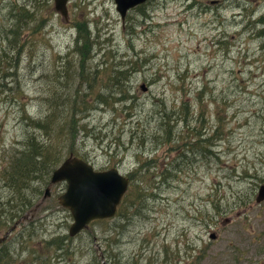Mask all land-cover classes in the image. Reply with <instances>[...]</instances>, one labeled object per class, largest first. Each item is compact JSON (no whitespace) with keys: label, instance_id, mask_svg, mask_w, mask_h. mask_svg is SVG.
<instances>
[{"label":"rangeland","instance_id":"rangeland-1","mask_svg":"<svg viewBox=\"0 0 264 264\" xmlns=\"http://www.w3.org/2000/svg\"><path fill=\"white\" fill-rule=\"evenodd\" d=\"M68 2L0 0V264H264V0ZM70 153L131 177L75 236Z\"/></svg>","mask_w":264,"mask_h":264},{"label":"water","instance_id":"water-1","mask_svg":"<svg viewBox=\"0 0 264 264\" xmlns=\"http://www.w3.org/2000/svg\"><path fill=\"white\" fill-rule=\"evenodd\" d=\"M67 1L53 0L54 10L65 20L68 15ZM145 1L114 0L116 10L122 18L129 8ZM141 89L145 90L146 86L142 84ZM61 181L66 182V188L57 199L60 206L67 208L72 215L73 221L68 232L70 236H74L87 228L93 220L113 217L130 180L116 167L97 170L88 161L70 153L52 170L43 198L50 196L52 184ZM263 200L264 183L259 186L255 195L256 203ZM8 233L9 231L0 236V243L5 240ZM214 237L215 235L211 234V238Z\"/></svg>","mask_w":264,"mask_h":264},{"label":"trees","instance_id":"trees-1","mask_svg":"<svg viewBox=\"0 0 264 264\" xmlns=\"http://www.w3.org/2000/svg\"><path fill=\"white\" fill-rule=\"evenodd\" d=\"M204 142H206L207 143V140L205 139L204 140ZM208 145L206 144V148H205V152L203 151V154H207L208 152H209V150H208ZM200 149V148H199ZM52 151H50L49 149H44V152L43 151H40V164H47V161H49L50 160V157H51V155H52ZM48 166H46V168H45V170H44V173H43V178L40 176V178H42L43 179V181L45 182V180L47 179V178H45V176H47L48 175V173H49V169H48V167L50 166V168L54 165V164H47ZM48 169V170H47ZM129 179L131 180V177H129ZM130 183V182H129ZM127 197V194L125 193V195L123 196V198H122V200H121V203L122 202H124L125 201V198ZM121 203H120V205H121ZM120 205L118 206V210H117V212L119 211V208H120Z\"/></svg>","mask_w":264,"mask_h":264},{"label":"flooded vegetation","instance_id":"flooded-vegetation-1","mask_svg":"<svg viewBox=\"0 0 264 264\" xmlns=\"http://www.w3.org/2000/svg\"><path fill=\"white\" fill-rule=\"evenodd\" d=\"M148 2V0H146L145 2H143V3H139V4H137V5H135V6H133V7H131L130 9H128L127 10V12H126V14H125V17L122 19V21L126 18V16H127V14L129 13V11H131L132 9H136L137 7H139V6H141V5H144V4H146ZM68 4H69V2H68ZM71 5V4H70ZM67 8H68V5H67ZM67 21L69 22V19H67ZM124 22V21H123ZM38 205H40V204H38ZM37 205V206H38ZM27 218V217H26ZM26 218H24V219H26ZM21 220H23V219H20V220H18L17 222H15L14 224H13V226L8 230V231H13L15 228H16V226L20 223V221ZM9 235H7L6 237H8ZM7 238H5V240H6Z\"/></svg>","mask_w":264,"mask_h":264},{"label":"bare ground","instance_id":"bare-ground-1","mask_svg":"<svg viewBox=\"0 0 264 264\" xmlns=\"http://www.w3.org/2000/svg\"><path fill=\"white\" fill-rule=\"evenodd\" d=\"M120 17H121V16H120ZM124 17H125V15H124ZM124 17H123V18H124ZM123 18L121 17V19H123ZM125 176H126V175H125ZM127 177H128V176H127ZM128 178H129V177H128ZM129 180H130V179H129Z\"/></svg>","mask_w":264,"mask_h":264}]
</instances>
